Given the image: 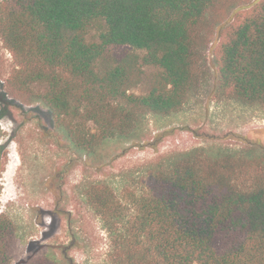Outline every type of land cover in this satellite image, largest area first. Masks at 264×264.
<instances>
[{"label":"trees","instance_id":"1","mask_svg":"<svg viewBox=\"0 0 264 264\" xmlns=\"http://www.w3.org/2000/svg\"><path fill=\"white\" fill-rule=\"evenodd\" d=\"M245 5L219 33L215 98L264 110V0H5L0 40L15 62L6 91L44 105L86 156L137 140L149 116L181 113L207 84L216 28ZM86 199L111 235L113 264H264L260 144L178 153L118 192L93 185ZM18 246L0 214V264ZM25 264L60 263L41 253Z\"/></svg>","mask_w":264,"mask_h":264},{"label":"rangeland","instance_id":"2","mask_svg":"<svg viewBox=\"0 0 264 264\" xmlns=\"http://www.w3.org/2000/svg\"><path fill=\"white\" fill-rule=\"evenodd\" d=\"M249 6L233 9L216 28L206 51L209 81L181 113L167 119L149 116L139 139L109 142L92 156L74 148L44 105L8 95L6 81L15 62L0 40V214L19 230L12 264H25L41 253L60 264H113L111 235L87 203L93 185L105 183L118 192L146 167L197 148L264 146V110L215 98L214 49L220 30Z\"/></svg>","mask_w":264,"mask_h":264}]
</instances>
